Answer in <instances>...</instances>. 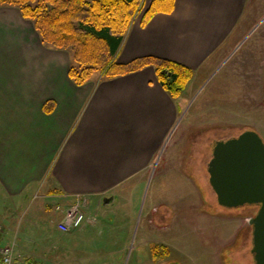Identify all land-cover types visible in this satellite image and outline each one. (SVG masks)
Instances as JSON below:
<instances>
[{
    "label": "crops",
    "instance_id": "0c3cea01",
    "mask_svg": "<svg viewBox=\"0 0 264 264\" xmlns=\"http://www.w3.org/2000/svg\"><path fill=\"white\" fill-rule=\"evenodd\" d=\"M150 3L132 18L117 62L154 56L197 75L264 17V0H174L170 12H156L142 26ZM12 22L0 26V245L12 244L20 264H40L45 255L20 247H87L96 233L103 252L113 254L126 244L130 227L127 218L109 219L103 210L133 202V188L154 169L179 101L163 89L152 66L114 78L94 72L77 85L68 74L69 54L47 51L21 13ZM258 75L264 78V66ZM78 195L88 201L87 214L103 207L101 219L62 232L54 207ZM106 196L113 202L103 206ZM77 250L63 252L54 264H78ZM137 264H150L149 258Z\"/></svg>",
    "mask_w": 264,
    "mask_h": 264
},
{
    "label": "rangeland",
    "instance_id": "374dc122",
    "mask_svg": "<svg viewBox=\"0 0 264 264\" xmlns=\"http://www.w3.org/2000/svg\"><path fill=\"white\" fill-rule=\"evenodd\" d=\"M149 1L143 0L141 10ZM19 11L15 5L0 6V26L18 20ZM26 20L35 31L32 36L36 34L41 42L33 23ZM8 30L18 34L16 29ZM263 42L264 17L226 55L212 57L197 75L193 72L183 92L172 98L179 101L180 112L156 152L154 169L133 188V202L116 203L106 210L99 205V211L91 213L97 221L102 210L109 213V219L127 218L130 231L123 232L128 235L126 244L118 246L121 250L103 252L106 248L99 245L102 238L96 233L87 247L20 249L45 255L39 258L40 264H54L57 258L61 263V254L71 249L79 251L78 264H137L147 258L150 264H255L248 220L256 208L221 207L208 181L207 163L216 141L243 130L255 129L264 140V78L258 75L264 66ZM30 45L34 48V43ZM42 45L47 51L71 55L70 48ZM155 246L160 247L162 263L150 252Z\"/></svg>",
    "mask_w": 264,
    "mask_h": 264
},
{
    "label": "trees",
    "instance_id": "16d2710c",
    "mask_svg": "<svg viewBox=\"0 0 264 264\" xmlns=\"http://www.w3.org/2000/svg\"><path fill=\"white\" fill-rule=\"evenodd\" d=\"M173 4L174 0H151L141 25L156 12H170ZM2 5L18 6L46 46L70 48L68 74L77 85L86 83L97 71L105 78H114L152 66L163 89L177 98L193 75L189 67L154 56L116 61L123 37L132 18L141 11L143 0H0ZM159 251V246L152 247L155 257H159ZM164 251L168 253L166 247Z\"/></svg>",
    "mask_w": 264,
    "mask_h": 264
},
{
    "label": "water",
    "instance_id": "95a60500",
    "mask_svg": "<svg viewBox=\"0 0 264 264\" xmlns=\"http://www.w3.org/2000/svg\"><path fill=\"white\" fill-rule=\"evenodd\" d=\"M209 184L217 203L224 208L255 206L249 217L251 254L255 264H264V140L255 129L213 144L207 163ZM113 197L103 198V206Z\"/></svg>",
    "mask_w": 264,
    "mask_h": 264
},
{
    "label": "built area",
    "instance_id": "2783aa9c",
    "mask_svg": "<svg viewBox=\"0 0 264 264\" xmlns=\"http://www.w3.org/2000/svg\"><path fill=\"white\" fill-rule=\"evenodd\" d=\"M88 201L83 196H77L73 203L62 206L55 205V210L61 213V218L57 227L62 232H70L86 225L94 224L95 216L86 213ZM3 233V226L0 224V234ZM0 264H20L16 261L13 253V245H0ZM24 264H37L35 262H26Z\"/></svg>",
    "mask_w": 264,
    "mask_h": 264
}]
</instances>
